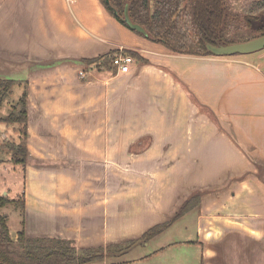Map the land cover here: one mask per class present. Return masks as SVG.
Masks as SVG:
<instances>
[{
    "label": "crops",
    "instance_id": "1",
    "mask_svg": "<svg viewBox=\"0 0 264 264\" xmlns=\"http://www.w3.org/2000/svg\"><path fill=\"white\" fill-rule=\"evenodd\" d=\"M113 49L148 63L134 59L129 73L83 66ZM0 76L27 83L29 162L19 164L27 236L78 247L135 239L195 195L198 205L183 215L193 223L191 239H171L137 260L264 264V49L175 54L122 25L100 0H0ZM22 90L15 85L11 97ZM119 137L127 145L118 147ZM123 151L142 156L140 164L158 156L150 166L167 186L163 206L150 203L148 180L126 178L119 190ZM168 151L175 157L167 172ZM3 171L9 166L0 163V191ZM19 229L9 227L12 239Z\"/></svg>",
    "mask_w": 264,
    "mask_h": 264
},
{
    "label": "trees",
    "instance_id": "2",
    "mask_svg": "<svg viewBox=\"0 0 264 264\" xmlns=\"http://www.w3.org/2000/svg\"><path fill=\"white\" fill-rule=\"evenodd\" d=\"M105 10L122 25L125 6L132 22L141 25L146 34L134 31L151 41L158 42L175 54L212 55L206 44H230L243 31L255 33L252 38L264 34V0H247L237 13L228 0H100ZM131 30V29H130ZM130 55L137 62L148 61L130 49H113L98 57L81 61L87 68L109 69L114 73L112 60L116 55ZM15 85H23L17 101L6 115L0 114V122L13 126L18 138L10 144L0 143V150L9 153L13 163L25 166L29 162L27 140V83L0 76V109ZM1 113V112H0ZM197 197L189 198L168 220L157 223L135 239L115 242L105 246L78 247L75 241L59 237H31L24 232V197L9 199L0 195V264H112L159 235L176 220L198 205ZM12 205L21 217L16 239H12L8 226V213L3 211ZM18 205V206H17ZM3 211V212H2Z\"/></svg>",
    "mask_w": 264,
    "mask_h": 264
},
{
    "label": "rangeland",
    "instance_id": "3",
    "mask_svg": "<svg viewBox=\"0 0 264 264\" xmlns=\"http://www.w3.org/2000/svg\"><path fill=\"white\" fill-rule=\"evenodd\" d=\"M228 1L230 2L234 11L237 13H240L242 6L245 5L247 0H228ZM256 24L257 25H259V24L263 25L264 23L259 21ZM253 35H255V33L247 30V31L239 32V34L234 39L236 40V42H243V41H247V40L251 39ZM4 64H5V61H4V63L2 62V65H4ZM32 65H34L33 62H31L29 66L31 67ZM83 66H85L87 68V66L85 64ZM92 69H95V68H92ZM101 70H103V69H101ZM104 70L106 71L109 69H104ZM110 71L112 72L113 70L111 69ZM16 97L17 96L11 97V94H10V96L7 98L6 103L4 104V106H2L3 107L2 108L3 114L0 113L2 116L6 115L8 113V111L10 110L12 104H14L17 101L15 99ZM13 98H14V100H13ZM202 110L205 114L207 113V115L211 116L210 112L206 111L205 109H202ZM121 114L124 115L125 112H124V107L122 108L120 106L119 107V116ZM123 124H125V122L119 123V125H123ZM158 124L159 123L156 121H155V123H151V128H152V125L157 127ZM138 125L139 124L135 123V129H136V127H138ZM10 126L11 125H7V124H5V126L0 125V128H1L0 129V143L5 140L7 144H10L13 140H16L19 137L18 134H15L10 129L11 128ZM204 126H205V124L202 126V130H203ZM189 127H190V125H188V129H189ZM166 129H167V124H166ZM125 130H126V127H125ZM134 132H136V131H134ZM12 136H15V137H12ZM127 142H128V140L125 137H122V138L119 137L118 147H123V146L127 145ZM147 142L149 143L148 139L145 140L144 145H146ZM157 149H158V146H157ZM133 150L137 151L139 149L134 148ZM155 151H153V152H155ZM140 157H142V156L130 155L129 153L127 154L125 151L119 153V155L117 157V165H118V181L117 182L119 184V190H121V189L125 190L126 189V188L120 186V185L124 186L125 182L127 181L126 178H135L137 180L142 179L144 182H146V180H148V181H150V184L152 185L151 191H150L151 197L149 198L152 201L150 203H152V204L154 203L157 206L158 205L163 206V204H164L163 202L165 201L163 199V197L166 196V195H164V192H165V194H167V191H166L167 186L163 183L164 182V178L162 177L163 174H161V172H159L158 170H154V171L151 170L152 168L150 166V162L158 163V160H157L158 156L152 155L151 157H149V158H151L150 161H148L149 159H146L147 164L137 163L138 160H136V158L138 159ZM174 157L175 156L172 154L171 151H168L166 153V162L169 161L171 163V164L168 163L166 165V171L167 172L169 170H171L170 167H171V165L174 164V162H173ZM147 158H148V156H147ZM161 159H160V162L162 161ZM0 163H3L6 166H9V171H3V176H5V178H4V180L1 181V184L5 183L6 186H4V184H3L4 188L0 191L1 195L5 196V193H7L9 199L21 198L20 190H21V181H22V179H21V170H22L21 168H22V166L19 164L13 163L10 156H9V153H3V150H0ZM11 166L12 167L16 166L17 171L15 173H12V170H14V169H12ZM157 168L158 167H156L155 169H157ZM172 173H171V175H172ZM153 179H156L155 182H153ZM166 180H169V179L166 178ZM139 182H140V184L142 183L141 181H139ZM10 184H13L14 186L12 188H9ZM129 187L130 188L128 190H131L130 193L134 196L137 195V191H136L137 189H135V187H133V188H131V186H129ZM8 189H11V190L9 191ZM17 193H18V195H17ZM127 208L128 209L131 208L129 211H132L134 209V205L132 203H129ZM121 210L124 211L120 207L119 211H121ZM3 211L9 214L8 215V226L10 227V229H14L17 226V223L21 222V218H19L18 212H16V210L14 211L12 205H7L5 208H3ZM141 235H139V236H141ZM192 235H194V228H193V223L191 221V218H187V217L180 218L177 221H175L174 223H172L171 226L168 227L166 230H164L162 233L151 238L148 242L144 243L141 247H140V245L138 246V248L136 247L137 249L133 253L130 252L129 254L124 255L123 258L122 257L119 258V261L121 262V260L128 259V258L133 259V260H137L142 255L149 253L151 251L152 252L155 251L163 243L169 242L171 239H174L175 241L182 240V239H191ZM157 261H158V257H153V259L149 262H141L140 260H137L131 264H158ZM107 263H110V262L108 261Z\"/></svg>",
    "mask_w": 264,
    "mask_h": 264
},
{
    "label": "water",
    "instance_id": "4",
    "mask_svg": "<svg viewBox=\"0 0 264 264\" xmlns=\"http://www.w3.org/2000/svg\"><path fill=\"white\" fill-rule=\"evenodd\" d=\"M105 1L108 2V0ZM123 21L131 30L138 31L144 35L146 34L145 29L141 25L131 21L128 14L127 5L125 6L124 9ZM206 48L209 53L215 56L248 54L264 48V34L243 42H234L230 44H215V45L208 43L206 44Z\"/></svg>",
    "mask_w": 264,
    "mask_h": 264
},
{
    "label": "built area",
    "instance_id": "5",
    "mask_svg": "<svg viewBox=\"0 0 264 264\" xmlns=\"http://www.w3.org/2000/svg\"><path fill=\"white\" fill-rule=\"evenodd\" d=\"M134 62V59L130 55H116L112 60V66L115 67L119 72L129 73L130 64ZM80 76H83V72H79Z\"/></svg>",
    "mask_w": 264,
    "mask_h": 264
},
{
    "label": "flooded vegetation",
    "instance_id": "6",
    "mask_svg": "<svg viewBox=\"0 0 264 264\" xmlns=\"http://www.w3.org/2000/svg\"><path fill=\"white\" fill-rule=\"evenodd\" d=\"M260 36V35H259ZM257 37V36H256Z\"/></svg>",
    "mask_w": 264,
    "mask_h": 264
}]
</instances>
